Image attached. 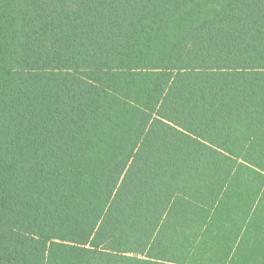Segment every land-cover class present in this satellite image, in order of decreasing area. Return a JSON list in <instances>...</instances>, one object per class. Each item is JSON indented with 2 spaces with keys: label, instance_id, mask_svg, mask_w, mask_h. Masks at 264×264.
<instances>
[{
  "label": "trees",
  "instance_id": "obj_1",
  "mask_svg": "<svg viewBox=\"0 0 264 264\" xmlns=\"http://www.w3.org/2000/svg\"><path fill=\"white\" fill-rule=\"evenodd\" d=\"M0 264H264V0H0Z\"/></svg>",
  "mask_w": 264,
  "mask_h": 264
}]
</instances>
